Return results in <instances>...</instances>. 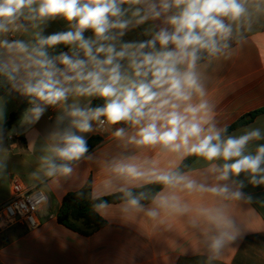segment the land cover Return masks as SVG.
Returning <instances> with one entry per match:
<instances>
[{"label":"clouds","instance_id":"1","mask_svg":"<svg viewBox=\"0 0 264 264\" xmlns=\"http://www.w3.org/2000/svg\"><path fill=\"white\" fill-rule=\"evenodd\" d=\"M261 14L264 0H0V77L31 105L23 122L38 123L48 108L59 109L58 123L67 121L50 134L41 157L45 175L72 172L71 163L88 153L86 134L94 125H127L131 134L125 127L112 132L125 148L171 159L167 168L138 154L108 163L107 179L123 194V211H145L141 200L148 195L134 194L133 186L160 185L146 214L188 216L213 256L219 254L236 239L234 205L251 199L238 178L245 173L252 185L264 184V144L249 151L264 134L249 128L224 135L198 65L219 58L234 39L240 43L242 30L250 31ZM56 19L68 30L43 35V26ZM145 24L148 39L122 40ZM59 45L68 51L51 54ZM93 99L102 104L92 107ZM189 156L208 163L200 179L179 170Z\"/></svg>","mask_w":264,"mask_h":264},{"label":"crops","instance_id":"2","mask_svg":"<svg viewBox=\"0 0 264 264\" xmlns=\"http://www.w3.org/2000/svg\"><path fill=\"white\" fill-rule=\"evenodd\" d=\"M155 24L159 26L160 21ZM146 27L148 24L129 31L122 40L148 39L142 34ZM43 29V35L47 36L68 30V25L56 19ZM241 35L240 43L235 39L231 41L230 48L219 58L202 59L198 65L206 99L214 105L216 126L228 128L243 118L247 121L225 136L241 135L249 128H259L264 134V112L253 115L264 109V14L253 22L250 31L242 30ZM14 38L27 40L30 37L18 34ZM25 100L26 97L11 87L0 95V107L4 110V119L0 121L2 128ZM58 115L59 109L53 115L46 111L38 123L22 120L19 126L0 133V208L11 197L14 176L29 186L41 188L48 199L39 214L38 227L28 228L19 223L0 229V264H264V184L252 185L245 173L238 179L243 181L241 191L245 198L251 199L234 205L236 239L215 256L209 251L210 241L203 231L189 226L188 216L157 209L159 216L150 218L146 210L155 207L152 202L143 204L145 211L139 212H124L123 202L97 208L107 224L90 236L60 224L57 214L64 197L79 191L88 181L94 198L118 193L107 179L108 163L113 158L128 154L148 156L157 160L161 168H167L171 158L155 151L125 148L112 137V132L115 127H125L131 134L132 129L127 125L107 128L105 133L99 132L94 125L95 130L86 134V139L98 135L102 142L84 159L72 162L69 175L49 177L45 175L41 157L46 155L45 148L52 142L50 134L66 126L67 121L57 122ZM258 144H264V140L251 142L249 151L254 154ZM207 168L208 163L197 157L184 172L200 179Z\"/></svg>","mask_w":264,"mask_h":264},{"label":"trees","instance_id":"3","mask_svg":"<svg viewBox=\"0 0 264 264\" xmlns=\"http://www.w3.org/2000/svg\"><path fill=\"white\" fill-rule=\"evenodd\" d=\"M86 35H90V33H86ZM66 50L68 49L65 46L59 45L55 50L52 51V54L55 55L60 51ZM10 87L11 86L4 81V78L0 77V95L5 94V92H7ZM101 104L102 101L94 99L91 106L96 107L100 106ZM27 105L28 101L25 100L20 109L17 112L11 114L9 122L5 127L2 128V132L7 129L19 126L25 115ZM263 112L264 109L254 112L253 115ZM246 122L247 121L244 118L239 120L238 122L228 127L227 132L224 133V135L230 133ZM102 140V137L98 135L92 136L89 140H87L88 153H90L95 147H97L102 142ZM196 158L197 157L195 156H189L184 159L183 163H181V165L179 166V170L182 172L186 171L194 163ZM160 187L161 186L157 184H149L144 188L137 187L132 188L131 190L134 194H137L141 191L146 192L148 195V199L141 200V204H147L151 202V197L160 190ZM91 188V182L88 181L87 184L79 191L68 193L64 197L61 208L57 214V221L60 224L84 236L92 235L94 232L103 228L107 224V222L97 213V208H99L97 207V205L102 202H106V205L123 202V194L121 192L104 197L94 198L91 194Z\"/></svg>","mask_w":264,"mask_h":264},{"label":"built area","instance_id":"4","mask_svg":"<svg viewBox=\"0 0 264 264\" xmlns=\"http://www.w3.org/2000/svg\"><path fill=\"white\" fill-rule=\"evenodd\" d=\"M56 110L55 108H48L47 112L53 115ZM106 129L107 127L97 130L105 133ZM47 202V196L41 188L29 186L17 176L12 177L11 197L0 208V229H6L19 223L28 228L38 227L40 225L39 214Z\"/></svg>","mask_w":264,"mask_h":264}]
</instances>
